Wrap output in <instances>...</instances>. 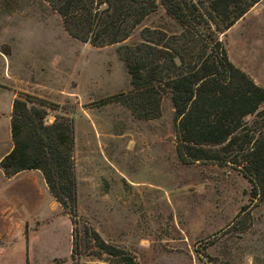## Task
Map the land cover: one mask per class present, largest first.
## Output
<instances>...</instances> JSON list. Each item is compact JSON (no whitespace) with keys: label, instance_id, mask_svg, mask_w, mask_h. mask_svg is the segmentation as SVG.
Segmentation results:
<instances>
[{"label":"rangeland","instance_id":"1","mask_svg":"<svg viewBox=\"0 0 264 264\" xmlns=\"http://www.w3.org/2000/svg\"><path fill=\"white\" fill-rule=\"evenodd\" d=\"M142 28L180 31L158 7L125 43L138 42ZM218 39L228 61L264 90V0ZM115 49L70 38L41 0H0V108L25 93L48 103L46 124L72 119L78 218L71 245L68 215L31 179L19 203L0 207V264H117L97 252L83 222L136 264H264V204L233 169L178 162L168 98L152 120L103 102L130 89ZM6 145L0 118V152ZM22 179L0 173L1 203Z\"/></svg>","mask_w":264,"mask_h":264},{"label":"trees","instance_id":"2","mask_svg":"<svg viewBox=\"0 0 264 264\" xmlns=\"http://www.w3.org/2000/svg\"><path fill=\"white\" fill-rule=\"evenodd\" d=\"M60 18L72 39L115 53L130 89L105 98L139 120L161 114L168 98L175 126L174 152L182 165L228 167L249 186V196L264 204V90L227 59L218 36L261 0H41ZM158 7L180 27L177 34L142 28L140 40L125 41ZM48 103L21 93L11 101V149L0 170L9 178L38 171L49 195L68 215L71 245L78 233L72 161L73 121L55 116L45 123ZM250 117L249 120L247 118ZM97 252L136 264L124 250L105 243L86 223Z\"/></svg>","mask_w":264,"mask_h":264},{"label":"crops","instance_id":"3","mask_svg":"<svg viewBox=\"0 0 264 264\" xmlns=\"http://www.w3.org/2000/svg\"><path fill=\"white\" fill-rule=\"evenodd\" d=\"M1 59L5 63V61H6L5 57H1ZM0 94H2V93H0ZM10 111H11V101H10V98L8 96L6 106L0 108V118H3L4 122H5V131H6V140H7V145L5 147L6 149H4L2 152H0V160L11 149V142H10V137H9ZM0 173L2 174L1 170H0ZM2 176H3V174H2ZM18 176H23V179L19 181L20 182L19 188L10 192V194L8 195V197L5 201H3L2 203L0 201V204H1L0 207L2 208V213H3V210L7 209L8 203L14 202V201L19 203L22 200L23 197H22V195L20 196V194H19L20 189L27 188V189L31 190L35 187V186H33V183L30 182L31 179H33V178L37 179L38 178V180H42L39 172L34 171V170L22 171V172H19V173L15 174L9 178H5L4 176L3 177L7 180H12L13 178H16ZM42 182H43V180H42ZM43 184H44V182H43ZM44 186H45V184H44ZM45 188H46V186H45Z\"/></svg>","mask_w":264,"mask_h":264}]
</instances>
